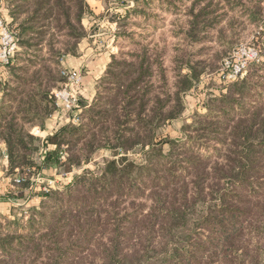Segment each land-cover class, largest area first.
Here are the masks:
<instances>
[{"label": "trees", "instance_id": "trees-1", "mask_svg": "<svg viewBox=\"0 0 264 264\" xmlns=\"http://www.w3.org/2000/svg\"><path fill=\"white\" fill-rule=\"evenodd\" d=\"M137 3L139 4V0ZM138 4L134 7V11ZM7 6L11 17V28L16 30L18 36L19 48L13 62L5 70L8 77L4 80L0 79V160L7 156L6 174L16 175L25 172L28 168L36 174L53 168L59 171H70L88 163L93 153L103 145L100 144L102 139L105 142L103 147L108 148L130 150L137 147H150L146 151L144 165L127 162L126 157L110 160L108 165L112 169L105 171L104 176L101 177L105 179L104 181L111 182L110 184L116 183V195H121L119 191L123 189V182L135 181L137 174L142 176L147 173L151 182L156 181L148 195L153 201L149 212L147 214L138 212L131 218L128 230L136 228V232L124 234L122 225L116 222L113 246L109 247L106 243L105 246H107L104 247V264H150L152 261L150 256H140L139 251L129 255L130 252L126 249L137 248V245L141 243L154 244L157 241V233H162L163 237L173 241L182 232L186 237V244L182 248L175 249L172 255L166 253L156 259L157 262L166 261L169 264H196L200 261L198 252L205 249L207 245L210 249L214 247L226 252L233 250L238 252V246L245 237V231L257 235L259 241L264 242V191L262 192L260 188L251 193L246 191V187L253 185L254 181L261 182L260 174H255L256 171L260 173L264 166V103L247 108L242 106L241 102L252 85L248 77L230 82L223 81L226 92H223L221 98L212 100V102L218 101L220 105L214 109L211 103L208 104V106L211 104L210 112L219 113L220 111L219 115L222 119L217 118L218 126L214 127L211 123L202 122L201 129H204V135L212 134L224 141L226 144L222 159L224 163H215L212 171L207 170L206 164L196 159L195 153L190 155L191 158H187L192 163L188 170V177H211L216 173L210 179L211 188L193 182L195 194L191 203L188 201L189 183L182 179V173L176 169L183 159L174 158L177 154L173 151L166 154L163 152L165 144L175 147L180 142L169 138L158 141V130L168 120L176 119L183 113L181 93L195 85L200 73L196 72L191 65L193 71L190 70L186 74L179 72L177 75L179 80L174 87L177 90L173 92L167 88L168 78L160 63L159 71H161L163 85L155 87L152 82L154 60L151 61L147 53L135 60L123 59L122 54H116L99 80L93 100L81 99L78 121L68 122L58 128L54 134L55 148L46 150L44 158L39 162L36 160L35 153L40 151V148L35 144L36 138L30 133L29 127L36 124L43 127L45 116L51 114L55 107L56 99L52 82L56 80L61 83V86L67 76L66 70L63 69L60 77L52 79L54 68L52 64L59 66V59L62 56L79 54L78 44L87 35L83 19L89 7L87 0H7ZM193 6L195 9L196 3ZM251 14L254 16L256 13L251 10ZM185 15L192 19L185 34L190 37V43H197L198 25L203 15H197L193 11L189 13L185 11ZM216 23L218 22L204 24L206 27L200 32L206 33L212 27L220 25ZM181 33L178 32V35H182ZM60 36L66 40L63 41ZM132 36L134 32L127 35L128 38ZM230 41L220 43L231 45ZM44 46H48L50 52V57L47 59L39 53L43 51ZM22 49H25L24 53L34 49L36 55L32 56L30 64L34 68L37 65L39 67L32 71L31 65L27 68H25L26 65H20L23 61L19 58ZM262 63H264L263 56L259 63H252L248 70H253ZM217 68L218 66H215L212 69ZM103 83L114 85L107 89L110 99L106 105L103 104L107 106V110H104V106L97 104L99 95L102 96L99 89ZM165 89L167 91L162 92ZM172 100L175 101L173 104ZM152 101L155 102L154 105ZM238 106L242 113L230 120L226 119ZM226 121L230 123L225 124ZM112 128L113 131H111ZM219 134L222 136H217ZM185 147L188 146L183 145V148ZM64 151L67 153L65 160L62 158ZM134 171L136 175L132 177ZM153 174L154 176H151ZM84 177L86 176H79L78 179L82 180H76L65 190L43 191L39 210L45 207L47 198L51 195L66 192L70 187H78L83 181L84 186L78 191L83 203L90 201L88 200L90 196L87 194L99 197L97 190L92 189L98 181H101V178ZM228 181L232 185L236 184L238 189L226 188ZM215 182V185L219 186L220 198L203 211L198 210L196 203L203 201L206 190L209 189L212 192ZM23 184L28 186L29 179ZM87 191L88 193H85ZM67 193L71 195L73 191ZM15 195H17L15 190L10 189L0 198L8 200L19 197ZM92 205L82 206L77 211L67 214L62 213V218L50 224L39 235L26 238V246L20 249H13V237H6L0 242L4 251L9 255L17 253L18 259L13 261L11 257L3 258L0 259V264H35V262L42 264L44 250L49 252L48 261L44 264H61L68 250L81 239H86L89 243L94 241L93 231L100 224V218L96 217L93 220L87 216L89 213L98 212L99 205ZM192 215L194 231H196V225H202L206 233L202 235L204 238H199L201 240H199V247H197L198 242L193 241L192 229L187 232ZM142 230L146 234H143ZM133 239L134 243H137L130 245ZM182 240L178 238L177 241ZM36 250L37 256L34 252ZM26 254L27 256L23 258ZM32 255L35 258H31ZM130 258L133 259L132 262ZM259 259L258 255L254 256L250 259V264H259ZM236 260L239 259L226 257L223 261L226 264H235Z\"/></svg>", "mask_w": 264, "mask_h": 264}, {"label": "rangeland", "instance_id": "rangeland-1", "mask_svg": "<svg viewBox=\"0 0 264 264\" xmlns=\"http://www.w3.org/2000/svg\"><path fill=\"white\" fill-rule=\"evenodd\" d=\"M102 1L103 4L101 0H96V2L87 0L89 10L86 11L87 13L83 19L87 35L82 38L78 44L77 50L79 54L71 56L76 57L80 55L82 51L81 45L86 39L91 40L90 44L94 54H100L101 52L110 53L109 63L114 60L116 54H122L123 59L135 60L139 56H144V53H147L151 61L154 60L152 74L153 85L155 87L163 85L160 77L161 71H159V64L161 63L168 78L167 88L168 90L171 89L173 92L177 90L174 87L179 80L177 76L179 72L182 74L189 73L190 70L193 71V68L191 69L192 66L195 68L196 72L200 73V77L195 85L181 93L182 104L184 106L183 113L176 119L168 120L158 130V141L169 138L180 142L175 147L170 146V144H165L163 152L166 154L173 151L177 154L174 158L178 160L183 159L176 169L184 176H182V179L189 183L188 201L191 203L195 194L193 182L211 188L212 182L210 179L216 173L211 177L202 176L198 178L195 176L193 178L191 177V179L188 177V170L192 163L189 162L187 158H191L190 155L195 153L197 156L196 159H199L202 164H206L207 170L212 171L215 163H224L222 159L224 158L223 153L226 149V144L212 134L204 135V129H201L202 126L200 124L202 122L211 123L214 127L218 126L216 125L217 118L222 119L219 115L220 111L219 113L210 112L209 106L212 104V108H218L220 105L219 102H212V100L221 98L223 92H226L227 89L223 81H233L225 77L224 72L227 74L229 71L225 62L231 60V65H233L232 60H237L241 57L232 56L240 47L261 51L260 58L252 63H259L262 56L264 58V0H139V4L137 0ZM195 3L196 6L195 9H193ZM96 4L102 6L97 15L93 11L95 10L94 7ZM136 4L139 6H137V9L134 11L133 9ZM251 10L253 13H256L254 16H252ZM185 11L188 13L193 11L197 15L202 14L204 16H202L203 18L201 17V22L198 21L199 36L196 38L197 43H190V37L185 34V31L189 29L192 21L191 17L185 15ZM0 18L5 19L11 26V17L7 6V0H0ZM209 22H218L220 25L218 27H212L207 30L206 33L200 32ZM13 30L16 32L14 28ZM130 32H134V36L128 38L127 35ZM178 32H182V35H178ZM221 38H223L222 41H220ZM60 39L63 41L66 40V38H62L61 36ZM228 40H231V45L221 44L224 41L228 42ZM22 50L19 58L23 61L20 65H26L25 68H27L31 65L30 60H32V56L36 54L34 53V49L27 51L28 53H24L25 49ZM39 53L46 59L50 57L48 46H44L43 51ZM68 56L70 55L62 56L59 59V66L52 64L55 68L52 70V79L60 77L63 69L67 70L64 61ZM109 63L106 69H108ZM234 64L236 63L234 62ZM215 66H218V68L216 70L212 69ZM37 67H39V65L35 68ZM32 68L33 71L35 68L33 66ZM222 68H225V71H222ZM78 72L83 76L85 74L83 70ZM7 77L8 75L5 70L0 68V79L4 80ZM101 77L96 80L95 92H97V85ZM246 77L251 80L252 85L247 94H245L244 100L241 102L242 106L247 108L249 106L251 107L256 104L264 103V63L255 67L253 70H248L247 68L243 77H239L238 79L241 80ZM60 84L61 83L54 80V82H52L53 89L56 90L61 87ZM112 86L114 85H109V83L102 84L99 89V93H102V96L100 97L99 95L100 99L97 104L102 106H104L103 104H107L108 99H110V94L107 89L112 88ZM165 91H167V89L162 92ZM95 92L94 94H96ZM102 97L104 98L102 99ZM91 100H93V98ZM174 102V100L171 101L172 104ZM209 103L211 104L208 106ZM154 104L155 102L152 103V105ZM53 109L51 114L45 116L43 127L38 124L29 127L30 133L36 138L35 144L40 148V151L38 150L35 153L36 160L39 162L44 158L45 149L42 147L41 139L37 134L40 133L39 131L47 128L53 116L58 115L57 117H59V114L60 116L65 114L59 109L57 104ZM104 110H107V106H104ZM239 113H242V111L240 112L239 106L235 107L234 111L230 113L226 119L230 120V118L238 116ZM205 115L208 117H203ZM65 117H67V115H65ZM229 123V121L225 122V124ZM66 124V122L63 123L59 128ZM113 128L111 131L114 130ZM217 136L220 137L222 134ZM226 140H228V138H226ZM100 142V144L103 145L93 153L88 163L80 167H75L67 172L59 171L58 169L57 171L54 169H46L36 174L32 169L28 168L23 173L8 175L6 174V170L3 177H0V193L4 191L0 196L12 189L15 190L17 194L15 196L19 197L8 200L4 199L12 204V207H8L7 211H5L6 213H3L4 204H0V242L6 237H13V249H20L26 246V238L32 235H39L48 228L50 224L62 218V213L66 212L67 214L77 211L78 208L82 206L86 207L93 206L92 204H98L99 209L97 213L87 214V216L93 220H95L96 217L100 218V224L93 231L95 235L94 241L89 243L86 239H81L79 243L68 250L61 264H104V247L107 245L109 247L113 246L112 240L114 241L116 235V222H120L124 234L136 232V228L128 230V228H130L131 218L138 212L142 214H147L149 212L150 207L153 205V201L148 195H150L152 191L151 187L156 184V181L151 182L147 173L139 176L138 174L136 175V171H134L131 176L133 177L136 175L135 181L123 182V189L119 191L121 195H116V183L110 184L111 182L104 181L105 179L101 178L104 176L103 174L105 171L112 169V167L108 165V161L126 157L128 159L127 162L144 165L147 156L146 151H148L150 147L121 150L116 147H103L105 144L104 139H102V141L100 140ZM113 143L116 144V142ZM183 145L188 147L183 148ZM65 152L66 151L62 154L63 160L67 157V153ZM256 172L255 175L260 174L259 178L261 182L254 181L253 185H248L246 187L248 193L255 192L259 190L258 188H260L262 192L264 191V166L260 173L259 171ZM82 175L86 176L84 178H101V181H98L92 189L97 190L99 197L93 196L94 194H87L90 196V198H88L90 201H88L89 203H83L78 194V191L84 186L83 181L78 187L69 188L68 191H73L71 195L67 193L68 191L51 195V197L47 198L45 207L39 210V208H41V193L43 191L65 190L68 185L73 182L75 183L76 180H82L81 178L78 179V177ZM151 176H154V174ZM4 177L9 180H3ZM18 178L21 179V182L16 181ZM28 179L30 184L28 186L24 185L23 183ZM223 182L224 180L221 182V185ZM215 184L216 182L214 183L212 192L209 189L206 190L203 197L204 202L200 200L196 203L198 204V210L203 211L220 198L218 194L219 186ZM233 186L235 188L236 184L232 185L229 181L226 184V188H231L232 190L238 189L237 187L234 189ZM85 193H88V191ZM255 198L256 197H254V199ZM2 200L3 199H0V202ZM199 204L201 205L199 206ZM191 218H193V215L190 219ZM193 224L194 222L191 219L187 232L192 229L193 241H197V247H199L201 241L199 238H204L202 235L206 233L203 227H201L202 225H196V231H194L193 228L195 225ZM142 233L146 234L144 230H142ZM25 235L28 237H21ZM156 235L157 241L154 244L147 245L148 243H141V245H137V248H129V244L133 245L137 242L134 243L135 240L133 239L129 244L125 243L128 244V248L125 246L127 248L126 250H128L127 252H130L129 255H133L134 252L139 251L140 256H150V259H152L150 264H169L166 261L157 262L156 259L158 256L166 255V253L172 255L175 249L182 248V246L186 244V237L182 232L173 241L168 237H163L162 233H157ZM178 238L183 240L177 241ZM241 242V245L238 246V252H234V250L226 252L220 248L214 249V247L210 249L207 245L205 249L198 252L197 256L200 261L196 264H226L223 261L226 257L230 259L231 257L239 259L235 261V264H250V259L257 255L260 257L259 264H264V242L259 241L257 235L245 231V237L242 238ZM106 243L107 245L105 246ZM191 248L193 249V247ZM45 251L46 250L42 253V256H44L42 264L48 261L47 256L49 252ZM145 251L147 253H145ZM34 252L35 256H37V250ZM26 256L27 254L23 258ZM10 257L13 261L17 260L18 254L12 253V255H9L4 251L0 243V259H9ZM135 257L134 255V258ZM31 258L35 257L32 255ZM132 261L133 259L131 262Z\"/></svg>", "mask_w": 264, "mask_h": 264}, {"label": "built area", "instance_id": "built-area-1", "mask_svg": "<svg viewBox=\"0 0 264 264\" xmlns=\"http://www.w3.org/2000/svg\"><path fill=\"white\" fill-rule=\"evenodd\" d=\"M18 36L17 33L11 28L9 23L5 19L0 18V68L6 70L18 51ZM260 50L249 49L247 47H240L232 56H241L237 60L226 61L228 73L225 77L230 80H236L239 77H243L246 73L248 66L258 60L261 56ZM234 62L236 64H234ZM225 71V68H222ZM66 81L61 87L54 90L56 104L59 109L67 115L68 122H77L78 113L81 104V88L83 84V75L78 71L66 70ZM3 158L7 159V156ZM17 182H21L18 178Z\"/></svg>", "mask_w": 264, "mask_h": 264}, {"label": "crops", "instance_id": "crops-1", "mask_svg": "<svg viewBox=\"0 0 264 264\" xmlns=\"http://www.w3.org/2000/svg\"><path fill=\"white\" fill-rule=\"evenodd\" d=\"M96 2V0H93ZM102 4L103 1L101 0ZM100 2V4H101ZM101 4V5H102ZM99 4H96L93 10L95 14L97 15L102 6ZM91 40L86 39L82 45H81V52L80 55L74 57V56H68L66 57L64 61V65L67 70L72 71H80L83 70L85 72L83 76V84L81 88V99H87L91 100L94 96L95 92V84L96 80L101 77V75L104 73L107 64L110 61V53L108 52H101L94 54L93 48L91 47L90 44ZM94 56V57H92ZM108 56V57H107ZM58 116V115H57ZM56 115L53 116L52 120L50 119V123L48 124L46 129H43L39 131L37 135H39L41 142H42V147L46 150H50L55 148L56 146V138H54L55 132L58 130L60 125L63 123H68V118L65 117V114L63 116L57 117ZM8 160L5 158H2L0 161V177H3V174L6 172L8 168L7 164ZM54 170L57 171L56 168H53ZM3 180H9L8 178H3ZM1 182V180H0ZM3 187V184H2ZM4 191H1L0 194H2ZM1 199V198H0ZM0 204H4V210L3 213H6L8 207H12L11 202H7L4 199L0 202ZM6 208V210H5Z\"/></svg>", "mask_w": 264, "mask_h": 264}]
</instances>
